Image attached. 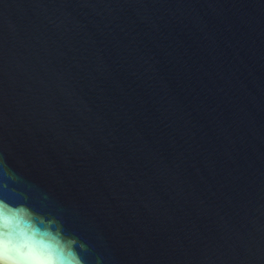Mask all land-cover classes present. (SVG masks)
<instances>
[{
  "label": "water",
  "instance_id": "1",
  "mask_svg": "<svg viewBox=\"0 0 264 264\" xmlns=\"http://www.w3.org/2000/svg\"><path fill=\"white\" fill-rule=\"evenodd\" d=\"M0 200L86 264H264V0H0Z\"/></svg>",
  "mask_w": 264,
  "mask_h": 264
},
{
  "label": "clouds",
  "instance_id": "2",
  "mask_svg": "<svg viewBox=\"0 0 264 264\" xmlns=\"http://www.w3.org/2000/svg\"><path fill=\"white\" fill-rule=\"evenodd\" d=\"M87 250L56 219L0 200V264H86Z\"/></svg>",
  "mask_w": 264,
  "mask_h": 264
}]
</instances>
